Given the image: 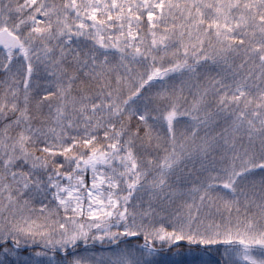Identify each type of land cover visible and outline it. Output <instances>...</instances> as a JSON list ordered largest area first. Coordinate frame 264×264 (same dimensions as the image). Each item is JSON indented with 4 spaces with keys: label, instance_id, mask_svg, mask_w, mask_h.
Listing matches in <instances>:
<instances>
[{
    "label": "snow or ice",
    "instance_id": "1",
    "mask_svg": "<svg viewBox=\"0 0 264 264\" xmlns=\"http://www.w3.org/2000/svg\"><path fill=\"white\" fill-rule=\"evenodd\" d=\"M0 264H264V0H0Z\"/></svg>",
    "mask_w": 264,
    "mask_h": 264
}]
</instances>
